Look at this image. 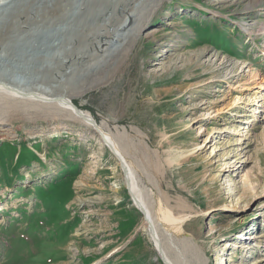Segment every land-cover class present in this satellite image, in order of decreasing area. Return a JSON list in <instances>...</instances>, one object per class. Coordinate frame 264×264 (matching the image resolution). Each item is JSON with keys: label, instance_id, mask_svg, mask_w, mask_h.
<instances>
[{"label": "rangeland", "instance_id": "obj_1", "mask_svg": "<svg viewBox=\"0 0 264 264\" xmlns=\"http://www.w3.org/2000/svg\"><path fill=\"white\" fill-rule=\"evenodd\" d=\"M147 23L73 102L120 137L175 264H264V0H164ZM51 31L0 72L36 76ZM16 103L0 101V264H165L99 134ZM167 216L188 217L182 232Z\"/></svg>", "mask_w": 264, "mask_h": 264}, {"label": "bare ground", "instance_id": "obj_2", "mask_svg": "<svg viewBox=\"0 0 264 264\" xmlns=\"http://www.w3.org/2000/svg\"><path fill=\"white\" fill-rule=\"evenodd\" d=\"M163 3L164 0H0V67L15 52L26 55L28 60L27 55H34L28 50L42 47L46 29H52V42L46 48L50 52L40 55V65L33 71L36 76L14 78L0 72V101L7 105L17 102L26 109L32 106H37L38 110L53 108L57 114H67L93 128L101 143L109 145L118 159L126 186L134 205L143 213L144 227L156 250L165 264H175L151 218L134 170L123 153L120 137L106 131L89 111L73 102V96L111 81L125 64L147 22ZM120 28V42L116 51L109 53L105 43L110 40L112 32ZM58 32H61L60 38L56 35ZM101 55L105 57L102 59ZM93 58L102 59L100 66L88 69ZM201 128L206 131L203 126ZM187 218L167 216L163 217V222L180 233V225ZM257 236L260 235L253 234V237Z\"/></svg>", "mask_w": 264, "mask_h": 264}, {"label": "water", "instance_id": "obj_3", "mask_svg": "<svg viewBox=\"0 0 264 264\" xmlns=\"http://www.w3.org/2000/svg\"><path fill=\"white\" fill-rule=\"evenodd\" d=\"M109 146V145H108ZM110 148V147H109ZM163 261V260H162Z\"/></svg>", "mask_w": 264, "mask_h": 264}, {"label": "crops", "instance_id": "obj_4", "mask_svg": "<svg viewBox=\"0 0 264 264\" xmlns=\"http://www.w3.org/2000/svg\"><path fill=\"white\" fill-rule=\"evenodd\" d=\"M164 261V260H163Z\"/></svg>", "mask_w": 264, "mask_h": 264}]
</instances>
